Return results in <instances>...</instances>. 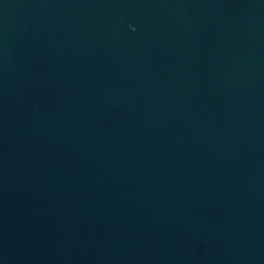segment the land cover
Instances as JSON below:
<instances>
[{"label": "water", "instance_id": "95a60500", "mask_svg": "<svg viewBox=\"0 0 264 264\" xmlns=\"http://www.w3.org/2000/svg\"><path fill=\"white\" fill-rule=\"evenodd\" d=\"M0 264H264V0H0Z\"/></svg>", "mask_w": 264, "mask_h": 264}]
</instances>
